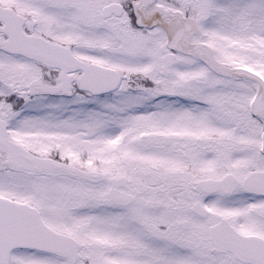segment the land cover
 <instances>
[{
	"label": "snow or ice",
	"instance_id": "obj_1",
	"mask_svg": "<svg viewBox=\"0 0 264 264\" xmlns=\"http://www.w3.org/2000/svg\"><path fill=\"white\" fill-rule=\"evenodd\" d=\"M0 264H264V0H0Z\"/></svg>",
	"mask_w": 264,
	"mask_h": 264
}]
</instances>
